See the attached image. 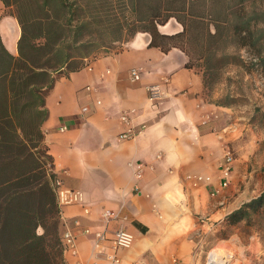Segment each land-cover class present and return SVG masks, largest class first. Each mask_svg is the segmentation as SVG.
Wrapping results in <instances>:
<instances>
[{"label": "crops", "instance_id": "0c3cea01", "mask_svg": "<svg viewBox=\"0 0 264 264\" xmlns=\"http://www.w3.org/2000/svg\"><path fill=\"white\" fill-rule=\"evenodd\" d=\"M9 11L0 0L1 41L18 56L22 29ZM165 26L159 27L162 33ZM150 41V34L140 32L118 49L88 57L77 71L63 69L54 74L56 81L47 92L42 130L54 172L65 186L85 195L84 204L61 210L70 226L80 221L77 253H65L66 264H109L106 254L122 223L113 219L106 224L105 210L128 216L122 226L135 236L132 248L119 251L122 264H173L174 258L187 264L197 259L195 231H211L244 204L233 206L231 187L211 196L220 185L225 146L242 135L241 118L207 92L203 73L187 67L184 51L163 52L149 46ZM133 69L140 70L139 81L131 80ZM151 85L161 90L154 103L148 100ZM124 114L130 125L122 121ZM130 126L139 131L137 136L121 138ZM188 175L203 180L195 186ZM85 228L91 234H83ZM65 229L62 223L61 234ZM100 231L106 239L97 249L95 234Z\"/></svg>", "mask_w": 264, "mask_h": 264}, {"label": "trees", "instance_id": "16d2710c", "mask_svg": "<svg viewBox=\"0 0 264 264\" xmlns=\"http://www.w3.org/2000/svg\"><path fill=\"white\" fill-rule=\"evenodd\" d=\"M2 1L18 20L22 35L18 56L6 50L0 37V264H66L53 186L58 175L42 130L48 117L46 95L56 81L54 74L77 71L85 59L98 56L91 50L97 40L85 36L96 29L104 0ZM259 1L124 0V20L112 22L113 28L118 24L130 33L123 40L148 33L149 46L184 51L187 67L197 69L204 62L209 90L214 71L231 57L219 54V42L236 38L255 49L253 59L264 70V10ZM172 18L182 30L162 33L159 26ZM250 209H264V192L225 221H239Z\"/></svg>", "mask_w": 264, "mask_h": 264}, {"label": "rangeland", "instance_id": "374dc122", "mask_svg": "<svg viewBox=\"0 0 264 264\" xmlns=\"http://www.w3.org/2000/svg\"><path fill=\"white\" fill-rule=\"evenodd\" d=\"M257 5L264 10V0ZM124 7V0H104L98 9L99 23L85 36L97 40L98 44L91 47L97 55L106 54L111 48L118 49L121 47L118 40L129 37L130 33L119 29L118 24L113 28L112 21L124 20L121 14ZM165 25L162 29L165 33L182 30L174 18ZM217 44L219 54L224 52L231 57L223 67L214 71L213 87L207 92L218 96L220 104L232 107L244 125L240 139L231 145L237 158L235 166L240 164L239 178L229 186L233 206H237L264 192V70L253 59L257 51L244 47L236 38ZM260 44L264 47V40ZM193 48L196 45L193 44ZM197 70L204 73L205 63L199 62ZM193 238L197 259L187 264H210L216 254L220 259L228 260V264H264V209H250L243 219L234 223L217 221L211 231L200 227Z\"/></svg>", "mask_w": 264, "mask_h": 264}, {"label": "built area", "instance_id": "2783aa9c", "mask_svg": "<svg viewBox=\"0 0 264 264\" xmlns=\"http://www.w3.org/2000/svg\"><path fill=\"white\" fill-rule=\"evenodd\" d=\"M89 69H91V66H87ZM130 77L132 81H139L141 79V72L140 70L133 69L131 70ZM89 91L94 90L93 87L87 86L86 88ZM161 96V90L158 85H151L148 87V100L150 102H156V100ZM100 102V101H99ZM122 121L128 125L131 124V118L124 114L121 117ZM67 129L66 126H62L61 130L65 131ZM139 131H137L133 126H130L127 131L123 132L120 137L124 139L134 138L137 136ZM236 153L233 149V147L230 144H227L224 148V154L223 158L220 164V185L218 189H215L213 192H211V196H216L220 193V191L225 190L229 188V186L232 183L233 174L235 170V163H236ZM52 170V169H51ZM54 171V169H53ZM137 177L140 178L141 174L140 172H137ZM188 179L193 180V183L195 186L198 185L203 180V176L201 175H188ZM54 190L56 192L57 201L59 204L60 209L62 210L65 206H71V205H82L85 203V195L80 190H75L68 188L65 186L63 180L60 177H57L54 182ZM84 213L89 214L90 209L84 208ZM62 216V215H61ZM103 218L106 222V224H109V222L113 219H117L121 221L123 224L125 221L128 220V216L122 215L121 212H115L111 210H105L103 212ZM62 221L66 227L63 235H62V243L65 249L66 253H77L76 248V240H77V230L80 227V221L76 220L74 223V227L70 226L68 222H65V220ZM118 228L115 233L114 237L112 239V246H111V252L106 254V258L109 264H122V259L119 256V251L130 249L132 248L134 242H135V236L130 231H128L124 226ZM81 232L85 235L91 234L90 228H85L81 230ZM95 243L94 246L97 249L101 248V244L106 239V232L100 231L95 234ZM77 264H98L97 262L92 263H83L78 262ZM173 264H183L179 259L174 258Z\"/></svg>", "mask_w": 264, "mask_h": 264}, {"label": "bare ground", "instance_id": "6f19581e", "mask_svg": "<svg viewBox=\"0 0 264 264\" xmlns=\"http://www.w3.org/2000/svg\"><path fill=\"white\" fill-rule=\"evenodd\" d=\"M228 261V260H227ZM227 261H224L223 259H220L219 256L216 254L211 259L210 264H228Z\"/></svg>", "mask_w": 264, "mask_h": 264}]
</instances>
